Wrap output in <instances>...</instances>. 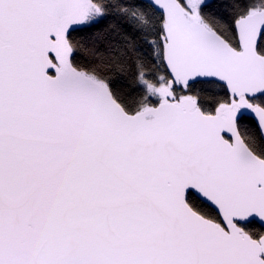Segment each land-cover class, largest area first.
Returning a JSON list of instances; mask_svg holds the SVG:
<instances>
[{
  "label": "snow or ice",
  "instance_id": "1",
  "mask_svg": "<svg viewBox=\"0 0 264 264\" xmlns=\"http://www.w3.org/2000/svg\"><path fill=\"white\" fill-rule=\"evenodd\" d=\"M0 264H264V0H0Z\"/></svg>",
  "mask_w": 264,
  "mask_h": 264
}]
</instances>
